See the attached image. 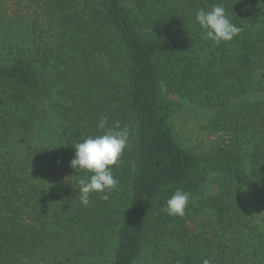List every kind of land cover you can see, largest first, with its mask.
Wrapping results in <instances>:
<instances>
[{
    "label": "trees",
    "instance_id": "trees-1",
    "mask_svg": "<svg viewBox=\"0 0 264 264\" xmlns=\"http://www.w3.org/2000/svg\"><path fill=\"white\" fill-rule=\"evenodd\" d=\"M80 1V11L77 0L46 3V34L59 41L58 50H43V69L56 71L59 97L50 104L56 127L48 142L34 140L45 117L44 82L26 36L4 38L0 47L6 60L0 64V264H89L113 204L119 209L113 245L99 264H135L146 241L155 243L151 256L160 264H264V208L236 194L233 181L203 197L199 174L201 161L224 179L246 166L250 181L264 182V103L233 113L232 143L199 158L176 140L166 97L241 95L257 69L264 87V0H132L135 11L123 0ZM214 5L241 28L231 41L204 39L195 15ZM111 39L125 62L120 81ZM103 116L109 127L132 120L133 134L112 168L118 187L108 200L92 193L84 206L78 180L85 174L69 166L71 145L101 134ZM17 149L28 154L25 163L9 155ZM178 188L190 201L183 217H170L161 209ZM197 212L206 218L193 230Z\"/></svg>",
    "mask_w": 264,
    "mask_h": 264
},
{
    "label": "rangeland",
    "instance_id": "rangeland-1",
    "mask_svg": "<svg viewBox=\"0 0 264 264\" xmlns=\"http://www.w3.org/2000/svg\"><path fill=\"white\" fill-rule=\"evenodd\" d=\"M50 0H0V47L5 43L10 36L13 39L21 40L25 37L26 45L29 49V56L33 60L35 68H41L39 76L43 78L44 84L42 91L44 92L43 99L41 100L42 109L45 111V117L42 118V123L34 132V140L37 142H48L53 137V131L56 124L55 113L51 111L50 104L58 100L55 94L57 90V73L52 72L51 67L46 66L44 70V48L56 51L58 50L59 41L55 37L46 34L49 29L50 21L47 19V6L46 3ZM68 3L72 0H67ZM124 3L135 11L132 0H123ZM82 2L77 0L74 5L76 11L81 10ZM246 9L245 11H248ZM5 38V42H3ZM43 41V44L37 45L38 42ZM111 47L116 48V56L118 58L115 63L114 75L117 81L121 80V76L125 72V62L123 56H120L118 46L115 40L111 39ZM1 50V49H0ZM6 63L4 57H0V64ZM261 70H256L251 79L252 83L247 84V89L241 95L233 90L226 91L222 89L218 96L213 99L205 96L199 98L188 99L180 95L166 94L167 99L170 101L171 113L169 116V123L171 125L173 134L180 143V145L195 156L203 158L209 156L215 151L218 145H230L234 140L233 125L236 119L232 118L233 113H239L242 107L252 108L255 105L264 103V87L261 85ZM50 86L53 88L51 89ZM44 89V90H43ZM47 94H46V93ZM50 121V122H49ZM233 124V125H232ZM130 133L133 134L132 120L129 125ZM131 136V135H130ZM35 148L42 149L39 144ZM10 153V152H9ZM8 153V154H9ZM9 154L16 163L24 162L28 154L26 151L17 149V153ZM25 163V162H24ZM20 166V165H17ZM204 161L200 162L199 174L203 180L201 187V195L208 197L229 186L232 182L233 190L242 199H245L250 206L259 205L264 208V182L255 184L250 181L248 177L247 168L239 171V176L235 179H224L217 173H209L204 169ZM235 181V182H234ZM199 197L193 200L194 206H199ZM261 213H264V209ZM205 213L197 212L193 216V230L199 228L201 220L205 219ZM119 219V209L117 205L111 206L110 224L100 229L104 241L101 245H96L94 248L97 255L90 258L89 264H99L107 260L110 250L113 245V233L117 226ZM192 225V224H191ZM99 242V241H98ZM158 243V241H157ZM105 244L104 246H102ZM155 247V243L146 241L143 245L141 252L135 264H160L161 259L151 256ZM108 255V257H107ZM25 264H48L46 261L38 259L37 261L24 260Z\"/></svg>",
    "mask_w": 264,
    "mask_h": 264
},
{
    "label": "clouds",
    "instance_id": "clouds-1",
    "mask_svg": "<svg viewBox=\"0 0 264 264\" xmlns=\"http://www.w3.org/2000/svg\"><path fill=\"white\" fill-rule=\"evenodd\" d=\"M196 22L204 31V39L216 44L231 41L239 35L241 28L230 22L222 5H214L211 10L200 9L195 15ZM101 134L87 136L71 146L74 157L69 166L74 172H83L84 177L78 180L79 201L82 205L89 204L92 193H103L101 199L108 200L111 192L119 185L114 177L112 168L129 145L130 129L121 127L118 123L108 126V117L103 116L97 125ZM191 194L183 189H176L165 201L162 211L170 217H183L190 201ZM202 264H211L204 259Z\"/></svg>",
    "mask_w": 264,
    "mask_h": 264
}]
</instances>
